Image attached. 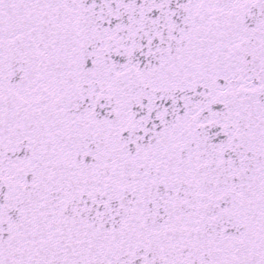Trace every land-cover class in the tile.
<instances>
[{"label": "snow or ice", "instance_id": "6c2138e0", "mask_svg": "<svg viewBox=\"0 0 264 264\" xmlns=\"http://www.w3.org/2000/svg\"><path fill=\"white\" fill-rule=\"evenodd\" d=\"M0 264H264V0H0Z\"/></svg>", "mask_w": 264, "mask_h": 264}]
</instances>
